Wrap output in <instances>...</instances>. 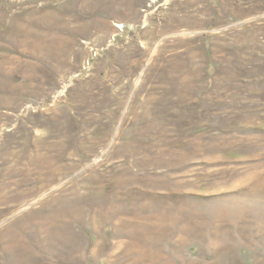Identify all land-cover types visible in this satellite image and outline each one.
Returning <instances> with one entry per match:
<instances>
[{
  "label": "rangeland",
  "instance_id": "374dc122",
  "mask_svg": "<svg viewBox=\"0 0 264 264\" xmlns=\"http://www.w3.org/2000/svg\"><path fill=\"white\" fill-rule=\"evenodd\" d=\"M0 264H264V0H0Z\"/></svg>",
  "mask_w": 264,
  "mask_h": 264
}]
</instances>
